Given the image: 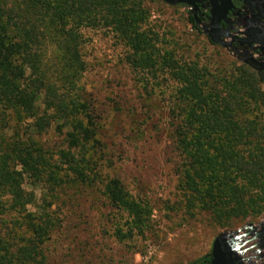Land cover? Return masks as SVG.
Instances as JSON below:
<instances>
[{"label": "rangeland", "instance_id": "374dc122", "mask_svg": "<svg viewBox=\"0 0 264 264\" xmlns=\"http://www.w3.org/2000/svg\"><path fill=\"white\" fill-rule=\"evenodd\" d=\"M138 2L144 18L141 30L154 41L164 72L132 69L126 63L127 48L109 30H80L84 70L71 97L86 104L99 149L88 145L84 156H78L84 159L80 163L83 183L66 166L58 174L64 183L54 191L24 181L22 189L32 193L33 203L25 212L0 213V243L8 251H16L30 239L26 213L53 222L42 244L45 264H188L209 254L216 237L228 240L246 234L248 224L264 222V211L256 217L233 216L224 208L205 210L188 201L182 188L181 158L172 139L179 119L174 109L177 85L167 76L166 60L196 65L205 75L206 88L226 100L234 95L230 85L237 89L234 82L240 77L251 76L262 92L264 70L239 48L210 44L201 23L192 28L187 7L168 6L162 0ZM47 56L49 65H55L54 53ZM246 91L247 87L241 90ZM239 97L240 122L264 135V101L251 100L245 93ZM5 115L0 142L7 145L26 138L29 119ZM65 133L66 129L56 130L52 124L44 134L33 136L52 163L67 150ZM111 179L121 183L130 199L147 206L142 233L135 232L130 239L117 236L128 228L126 214L110 207L103 196V187ZM7 199L0 196L2 209L9 205ZM254 245L253 241L241 247L246 250L240 255L242 264H264V250Z\"/></svg>", "mask_w": 264, "mask_h": 264}, {"label": "trees", "instance_id": "16d2710c", "mask_svg": "<svg viewBox=\"0 0 264 264\" xmlns=\"http://www.w3.org/2000/svg\"><path fill=\"white\" fill-rule=\"evenodd\" d=\"M188 20L195 28L191 16ZM143 21L138 0H0V124L10 113L29 119L26 138L7 145L0 142V196L9 198L5 209L0 203V213L25 212L33 203L32 193L22 189L24 181L50 191L60 188L62 166L84 182L80 166L84 159L78 156L86 153L88 145L99 149V142L86 104L71 97L84 70L80 30H109L127 48L126 63L132 69L164 72L154 41L141 30ZM53 53L55 65L50 66L47 54ZM166 65L167 76L177 85L174 109L179 119L172 139L181 158L188 201L205 210L224 208L233 216L262 214L264 135L244 126L238 111L239 94L264 101V89H256L251 76L240 77L234 82L237 89L230 85L234 95L226 100L206 88L205 75L196 65H178L170 58ZM245 87L248 91L241 92ZM52 124L56 130L66 129L67 146L54 163L33 139ZM103 196L128 219L126 232L117 236L130 239L135 232L142 233L148 216L144 203L130 199L117 179L104 185ZM35 217L26 213L30 239L16 251L0 243V264L46 263L42 244L54 225L48 218ZM188 264H209V254Z\"/></svg>", "mask_w": 264, "mask_h": 264}, {"label": "water", "instance_id": "95a60500", "mask_svg": "<svg viewBox=\"0 0 264 264\" xmlns=\"http://www.w3.org/2000/svg\"><path fill=\"white\" fill-rule=\"evenodd\" d=\"M168 6H185L189 10L195 24H199V20L196 17V12L202 4L205 3L208 10L207 25L201 27L207 40L212 45L227 48L229 43L224 42L225 39H230L232 43L236 40L233 36L229 35L228 31L221 32L219 28L220 22H225V15L233 6L231 2L233 0H162ZM242 2L246 5H253L260 3V11H264V0H235ZM263 39H258L252 43H256L260 48H264ZM248 45H250L248 43ZM247 233L243 235H237L225 240L223 236L216 237L210 247L209 251V264H242L239 259V255L246 250H240L241 247L247 242H255V245L259 251L264 250V222H261L257 226L251 224L247 225ZM251 234L250 238L246 242L240 240L245 236Z\"/></svg>", "mask_w": 264, "mask_h": 264}, {"label": "flooded vegetation", "instance_id": "af4514ba", "mask_svg": "<svg viewBox=\"0 0 264 264\" xmlns=\"http://www.w3.org/2000/svg\"><path fill=\"white\" fill-rule=\"evenodd\" d=\"M231 4L233 9L227 12L225 22H220L219 28L221 32L228 31L236 42L232 43L229 38L223 41L229 43V48H239L244 55L249 54L259 68L264 70V48L252 43L258 39H263L264 43V11H260V3L246 5L233 0ZM196 17L200 19L199 23L207 25L208 10L205 3L199 7Z\"/></svg>", "mask_w": 264, "mask_h": 264}, {"label": "bare ground", "instance_id": "6f19581e", "mask_svg": "<svg viewBox=\"0 0 264 264\" xmlns=\"http://www.w3.org/2000/svg\"><path fill=\"white\" fill-rule=\"evenodd\" d=\"M239 259H240V255H239Z\"/></svg>", "mask_w": 264, "mask_h": 264}]
</instances>
